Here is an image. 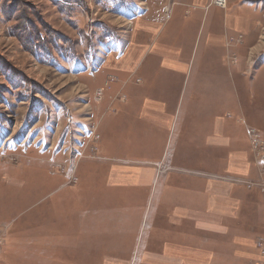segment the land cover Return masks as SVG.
I'll return each mask as SVG.
<instances>
[{
  "label": "rangeland",
  "instance_id": "374dc122",
  "mask_svg": "<svg viewBox=\"0 0 264 264\" xmlns=\"http://www.w3.org/2000/svg\"><path fill=\"white\" fill-rule=\"evenodd\" d=\"M240 3L251 10L254 27L248 52L255 53L250 67L258 74L249 75L256 80L251 92L235 93L234 100L264 110V0ZM191 4L0 0V264H148L147 253L139 252L155 243L154 202L147 201V191L117 190L105 183L111 163L102 164L97 149L103 147L101 142L114 154L154 152L165 146V132L140 137L141 126L116 125V115L104 111L107 104L125 99L114 91L131 75L126 67L134 46L146 52L159 32L188 20L185 40L199 39L202 32L197 35L191 26L202 19L199 13L187 18L196 8ZM229 4L227 0L221 8L207 0L204 12L215 7L224 15ZM153 23L155 27H149ZM228 37L238 46L245 36ZM124 93L128 95L127 89ZM137 98L135 93L132 100ZM248 124L264 141L263 127ZM159 136L165 137L163 142ZM251 183L244 186L250 190ZM251 233L242 220L227 235H219L216 260L264 264L260 238H252L251 253L244 251Z\"/></svg>",
  "mask_w": 264,
  "mask_h": 264
},
{
  "label": "crops",
  "instance_id": "0c3cea01",
  "mask_svg": "<svg viewBox=\"0 0 264 264\" xmlns=\"http://www.w3.org/2000/svg\"><path fill=\"white\" fill-rule=\"evenodd\" d=\"M206 1L192 0L196 8L187 17L200 14L202 21L191 26L198 29L197 35L202 32L199 39L185 40L188 20L176 29L158 31L153 48L146 52L132 48L126 67L131 75L114 91L125 99L107 104L104 111L116 115V125L141 126L140 137L166 133L165 146L154 151L156 155L144 150L114 154L100 140L103 147L97 149L103 154L102 164L111 163L105 183L111 182L117 190L147 191V201L154 202L155 243L138 251L147 253L148 264H225L215 257L218 236L227 235L242 220L252 232L246 236L249 244L244 251L251 253L252 238L264 244V194L256 188L264 191V172L247 132L248 121L264 129V110L245 108L234 100L235 93L251 92L256 80L249 75L258 74L250 67L255 53L248 52L254 27L251 10L240 0H230L224 15L215 7L204 12ZM235 33L245 36L238 46L228 41ZM135 93L138 98L132 100ZM159 138L163 142L165 137ZM129 155L148 160L123 158ZM159 162L162 167L157 168ZM247 181L252 182L250 190L244 186Z\"/></svg>",
  "mask_w": 264,
  "mask_h": 264
},
{
  "label": "built area",
  "instance_id": "2783aa9c",
  "mask_svg": "<svg viewBox=\"0 0 264 264\" xmlns=\"http://www.w3.org/2000/svg\"><path fill=\"white\" fill-rule=\"evenodd\" d=\"M211 4L225 8L227 0H211ZM247 132L250 144L253 147L252 149L257 156L258 164L261 167L262 172H264V141L254 128H247ZM262 185H264V180L262 181ZM259 244L260 246L262 245L261 243ZM261 253L264 254V247L261 248Z\"/></svg>",
  "mask_w": 264,
  "mask_h": 264
}]
</instances>
